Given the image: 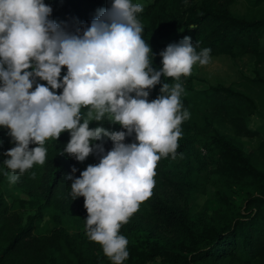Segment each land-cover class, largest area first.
<instances>
[{
	"label": "trees",
	"instance_id": "trees-1",
	"mask_svg": "<svg viewBox=\"0 0 264 264\" xmlns=\"http://www.w3.org/2000/svg\"><path fill=\"white\" fill-rule=\"evenodd\" d=\"M239 1L133 2L142 5L137 19L157 70L162 67L159 53L189 36L197 51L211 49V57L253 58V76L239 71L247 81L240 88L222 82L199 87L197 83L205 79L196 76L197 63L191 75L180 78L181 103L190 118L180 125L175 158L169 154L157 163L152 195L121 226L129 253L123 264H149L157 259L160 264H264V135L250 126L255 115L264 125V12H254L264 0H245L253 8L246 14L233 11ZM44 3L52 9L50 20L82 34L98 10L109 8L112 0ZM66 73L63 67L61 79ZM175 82L161 77V83L150 90L149 101L160 95L163 83ZM36 83L46 85L38 78ZM55 91L60 94L63 89ZM100 123L111 131H125L107 118ZM254 137L261 138L257 147L244 139ZM69 140L67 131L58 140H46L44 165H34L22 175L17 172L13 184L5 175L11 173L3 161L8 158L4 153L15 144L8 129L0 127V264H111L101 246L87 238L84 198L73 200L72 181L67 177L78 178L88 165L98 164L113 142L108 137L93 142V153L80 162L62 154ZM134 141V133L125 139V143ZM96 144L102 145L103 153L95 149ZM198 195H210V199L202 206L192 205ZM28 209L34 213H27ZM48 213L54 224L43 228Z\"/></svg>",
	"mask_w": 264,
	"mask_h": 264
},
{
	"label": "clouds",
	"instance_id": "clouds-1",
	"mask_svg": "<svg viewBox=\"0 0 264 264\" xmlns=\"http://www.w3.org/2000/svg\"><path fill=\"white\" fill-rule=\"evenodd\" d=\"M142 10L132 0H112L80 34L50 20L52 9L44 0H0V127L15 144L4 153L11 173L5 175L14 184L17 172L44 165L46 140H58L62 132L70 134L62 154L80 162L93 153V142L108 137L113 147L99 163L67 179L73 200L84 198L87 238L111 264L129 256L120 229L152 195L158 161L176 156L180 125L190 118L181 103L180 78L211 60V49L197 51L185 36L159 53L162 67L154 68L137 19ZM63 67L67 73L61 79ZM161 77L176 82L163 83L160 95L149 101ZM105 118L125 131L103 127ZM92 122L101 126L90 128ZM133 133L135 141L125 143ZM95 149L104 152L100 144Z\"/></svg>",
	"mask_w": 264,
	"mask_h": 264
},
{
	"label": "rangeland",
	"instance_id": "rangeland-1",
	"mask_svg": "<svg viewBox=\"0 0 264 264\" xmlns=\"http://www.w3.org/2000/svg\"><path fill=\"white\" fill-rule=\"evenodd\" d=\"M132 2H137V0H132ZM234 12L239 14L251 13L253 8H251L247 1L241 0L237 3H234L232 6ZM255 13L264 12V5L256 8ZM253 58H243L240 60H232L228 55L213 56L211 57L210 62L207 65L201 66L197 64L195 68V74L199 78L205 79L204 82H198L199 87H208L209 84H215L222 82L225 85L234 84L236 87L240 88L241 82H247L240 75L239 71H242L247 76H253ZM208 82V83H207ZM263 120L255 115L250 122L252 129H258L264 135V125ZM246 139V143L252 147H257L261 138L254 137L251 139ZM25 197V196H23ZM210 199V195H198L192 201V205L202 206L207 200ZM27 213L33 214L34 211L31 209L25 210ZM54 222L51 219V213H48L43 222L42 227L46 225L50 227L53 226ZM149 264H160V260L157 259Z\"/></svg>",
	"mask_w": 264,
	"mask_h": 264
}]
</instances>
